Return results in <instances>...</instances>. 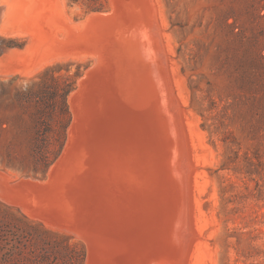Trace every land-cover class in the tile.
Here are the masks:
<instances>
[{
	"label": "rangeland",
	"instance_id": "obj_1",
	"mask_svg": "<svg viewBox=\"0 0 264 264\" xmlns=\"http://www.w3.org/2000/svg\"><path fill=\"white\" fill-rule=\"evenodd\" d=\"M132 71L124 143L145 146L144 165L115 151L118 128L84 135L72 108ZM53 77L77 86L46 171L37 99L20 96ZM151 94L166 105L176 186L144 121L145 109L157 120ZM0 264H264V0H0Z\"/></svg>",
	"mask_w": 264,
	"mask_h": 264
},
{
	"label": "bare ground",
	"instance_id": "obj_2",
	"mask_svg": "<svg viewBox=\"0 0 264 264\" xmlns=\"http://www.w3.org/2000/svg\"><path fill=\"white\" fill-rule=\"evenodd\" d=\"M126 1V0H125ZM131 5V4H130ZM129 8V7H128ZM115 22V21H114ZM107 23V22H106ZM113 24V23H112ZM105 25V24H104ZM110 25V24H109ZM105 26H107V25H105ZM104 27V26H103ZM105 28V27H104ZM107 28V27H106ZM121 28H122V26H121ZM122 30V29H121ZM105 32V31H104ZM88 33V32H87ZM89 35V34H88ZM141 35V34H140ZM142 39V38H141ZM131 41H132V39H131ZM135 41V40H134ZM141 42V41H140ZM132 43H134L133 41H132ZM138 44V43H137ZM121 45H123L122 43H121ZM134 45H136V43H134L132 46H130V47H133ZM96 46V45H95ZM110 46V45H109ZM111 46H113V45H111ZM124 46H126V45H124ZM129 46V45H128ZM147 46V45H146ZM114 47V46H113ZM116 47H120V45L119 46H117L116 45ZM137 47V46H136ZM140 47V46H139ZM142 47H144V46H142ZM124 48V47H123ZM123 48H122V50H123ZM126 48V47H125ZM117 49V48H116ZM127 49V48H126ZM126 49H124L123 51H125ZM144 49V48H143ZM112 50V49H111ZM142 50V49H141ZM94 51V50H93ZM114 51V50H113ZM112 51V52H113ZM130 51H132V54H133V49L131 48V50ZM135 51H137V49L135 48ZM134 51V52H135ZM120 52H121V50H120ZM143 52V51H142ZM107 53H110V52H107ZM131 52H129V54H130ZM137 53H138V51H137ZM148 53V52H147ZM121 54V53H120ZM128 54V55H129ZM131 54V55H132ZM135 54V53H134ZM134 54H133V56H134ZM112 55V54H111ZM115 55H116V53H115ZM127 55V54H126ZM104 56V55H103ZM108 56V55H107ZM109 56H110V54H109ZM132 56V57H133ZM136 56V55H135ZM144 56V55H143ZM149 56V55H148ZM112 56H110V58H111ZM118 57V56H117ZM108 58V57H107ZM112 59V58H111ZM128 59H131V57L130 58H128ZM143 59V58H142ZM114 60V59H113ZM116 60V59H115ZM136 60V59H135ZM146 60V59H145ZM117 61V60H116ZM123 62V61H122ZM128 62V61H127ZM136 62H137V60H136ZM135 63V62H134ZM106 65V64H105ZM126 65V64H125ZM149 65H150V63H149ZM153 65V64H152ZM107 66V65H106ZM138 66V65H137ZM108 68H110V67H108ZM111 68H113L112 66H111ZM128 68V67H127ZM120 69V68H119ZM124 69V68H123ZM142 69V68H141ZM147 69V68H146ZM121 71H123V70H121ZM114 72V71H113ZM124 72V71H123ZM137 72V71H136ZM152 72V71H151ZM107 74V73H106ZM134 74H135V71L133 72L132 71V79H128V78H126V79H128V82H127V80H121L122 82H121V85H119L118 84V86H117V83H116V81H114V82H109V80L110 79H113V78H110V76H109V80H107V82L106 83H112L110 86L108 85V88H107V86H106V88L107 89H103V90H101V86H98V88L99 89H96V90H94V92L95 93H93V90H90V91H88V90H85L84 92H87V93H84V97H85V101H82L81 103H78L77 105L76 104H74V103H72V104H74L73 105V111H74V115H75V121L74 122H76V128H83V130L84 131H86V132H84V135H86L87 137H88V135H89V131H91V133L92 132H101V128H103V132H104V130L107 128L108 130H109V132H111V135H112V133L114 134V132L117 130L116 128H118L119 130L117 131V133H119L118 134V136L120 137V140L121 139H123V140H119L120 142L119 143H115V142H113L112 141V143H114L116 146L114 147V148H116L115 149V151H117L119 154H121V155H123V154H125V155H129L130 156V158H132V157H139V161L137 160L136 162H137V164L139 163V162H142V164L144 165L145 163H147V162H149V160L150 159H145V156L142 154V152H144L143 151V149H145V146H142V143H141V147H143L142 148V150H138V149H140L141 147L140 146H138V144L136 145L135 143H134V145H133V143L132 142H127V143H124V141L126 142V140L125 139H127L126 137H128V136H132V139L131 140H134L133 139V133H135L134 131V127L131 129V124L129 123V119H130V116L131 115H133L132 114V110H130V109H133V108H131V106L133 107L134 105H135V102L136 101H138V100H136L137 98H136V96H137V90H136V86H134V80H135V76H134ZM140 74V73H139ZM142 74V73H141ZM143 74H144V72H143ZM108 75V74H107ZM106 75V76H107ZM150 75V74H149ZM136 76H138V75H136ZM151 76V75H150ZM108 77V76H107ZM106 77V78H107ZM112 77H113V75H112ZM126 77V76H125ZM138 77H141V76H138ZM147 77V76H146ZM153 77V74H152V76L150 77V78H152ZM143 78V77H142ZM145 78V77H144ZM149 78V79H150ZM125 79V78H124ZM138 79H140V78H137V80ZM148 79V80H149ZM152 80V79H151ZM113 81V80H112ZM146 80H144V82H145ZM155 81V80H154ZM143 82V83H144ZM153 82V81H152ZM156 82V81H155ZM159 82V81H158ZM139 83V82H138ZM142 83V82H141ZM142 83V84H143ZM151 83V82H150ZM157 83V82H156ZM146 84V83H145ZM149 84V83H148ZM147 84V85H148ZM152 84V83H151ZM159 84V83H158ZM154 85V84H153ZM160 85V84H159ZM104 87H105V84L103 85ZM121 86V87H120ZM151 86V85H150ZM156 87V86H155ZM138 88V87H137ZM147 88V87H146ZM145 88V89H146ZM150 88V87H149ZM160 88H163V87H160ZM153 89H154V87H153ZM158 89H159V86H158ZM157 89V90H158ZM147 90H148V88H147ZM151 90V89H150ZM163 90V89H162ZM155 91V90H154ZM153 91V92H154ZM90 92V93H89ZM155 92H157V91H155ZM161 92V91H160ZM150 93V92H149ZM162 93V92H161ZM126 94V95H125ZM156 94H158L159 95V90H158V92L156 93ZM152 95V94H151ZM147 96V95H146ZM153 96V95H152ZM138 97V96H137ZM151 97V96H150ZM81 98V100H83ZM160 96L157 98V97H155V96H153L152 98H150V99H153L152 101L153 102H155V107H154V109H155V114H156V119L157 120H152V121H149V119H150V117L148 118V117H146V115H147V113H146V109L145 110H143V111H145V112H143V116L145 117V119L146 120H144V121H147V123H148V125L150 126V129H151V139L153 140V143L155 144V147L158 149H160V147L161 146H163V145H165V149H164V151L163 152H161L160 153V161H161V163H162V167H164L165 169H166V171L165 172H167V174L166 175H164L163 176V182L165 183L164 185H170V183L172 184V185H174V186H176L175 184L176 183H174L173 182V180H172V174L170 173V172H172V168H173V166H172V168H171V159H172V152L174 151V147H173V144H172V142H171V140H170V137H169V122H168V120H167V117L165 116V114L167 115V113H166V105H165V103H164V101L162 102H160ZM166 98V97H165ZM136 100V101H135ZM76 101V100H75ZM79 101V100H78ZM151 101V100H150ZM140 103H141V101H139ZM153 102H151V103H153ZM137 103V102H136ZM137 105L138 104H136V107H137ZM142 105H144V103H143V101H142ZM147 105V102H145V106ZM168 105V104H167ZM121 106V107H120ZM139 106V105H138ZM152 106V105H151ZM150 106V107H151ZM143 107V106H142ZM120 108H122V109H120ZM153 108V107H152ZM151 108V109H152ZM144 109V108H143ZM150 109V110H151ZM130 110V111H129ZM135 110H137L136 108H135ZM138 110H142V108H138ZM153 110V109H152ZM167 110H169L168 108H167ZM132 111V112H131ZM131 112V113H130ZM151 112H153V111H151ZM168 112V111H167ZM134 113V112H133ZM150 113V112H149ZM154 113V112H153ZM173 115V114H172ZM114 116H116V117H114ZM147 116H149V115H147ZM148 118V119H147ZM127 119H128V122H127ZM126 120V124L128 125H123V122ZM155 121L157 122V123H155ZM91 123V125H89ZM156 124H157V126H156ZM87 125H89V126H87ZM119 125V126H118ZM144 125H146V124H143V126ZM140 126V125H139ZM145 127H147V126H145ZM75 128V129H76ZM106 129V130H107ZM144 130H146V129H144ZM77 131V130H76ZM133 131V132H132ZM147 131H148V128H147ZM78 132V131H77ZM122 132V133H121ZM144 132H146V131H144ZM79 134V133H78ZM108 134V133H107ZM106 134V135H107ZM143 134V133H142ZM81 135H82V133H81ZM105 135V134H104ZM110 134H109V136H111ZM86 136H85V138H86ZM100 136V135H99ZM98 136V137H99ZM117 136V137H118ZM80 137H83V136H80ZM147 137V136H146ZM93 138H94V135H93ZM108 138V137H107ZM114 138H115V136H114ZM113 138V139H114ZM109 139V138H108ZM116 139V138H115ZM138 139V138H137ZM97 140H99V139H97ZM107 140V139H106ZM155 140V141H154ZM174 140V139H173ZM73 141V140H72ZM105 141V140H104ZM117 141V140H116ZM96 142V141H95ZM99 142V141H98ZM107 142H109V140H107ZM111 142V141H110ZM138 142V141H137ZM102 143V142H101ZM124 143V144H123ZM97 145V144H96ZM104 145V144H103ZM95 146V145H94ZM108 146H109V144H108ZM160 146V147H159ZM99 147V146H98ZM102 147V146H101ZM152 147V146H151ZM153 147H154V145H153ZM152 147V148H153ZM96 148V152L97 151H99V150H97V147H95ZM109 148H111V147H109ZM162 148V147H161ZM92 149V148H91ZM104 149V148H103ZM102 149V150H103ZM146 149H150V146H147L146 147ZM154 149V148H153ZM162 150V149H161ZM173 150V151H172ZM176 150V149H175ZM105 151H107V150H105ZM111 150L109 149V153L108 154H110L111 152H110ZM113 152L114 154H111L112 156L113 155H115V156H117L116 157V159L115 160H117L118 161V156L119 155H116L115 153L116 152ZM160 151V150H159ZM157 152H158V150H157ZM100 153H101V151H100ZM105 153V152H104ZM97 154V153H96ZM103 154V153H102ZM106 155V153H105V157H109V155ZM143 155L144 156V158H141L140 157V155ZM153 154V153H152ZM159 154V153H158ZM100 155V154H99ZM175 155V154H174ZM64 156V155H63ZM96 156V155H95ZM95 156H94V158H95ZM91 157V156H90ZM89 157V158H90ZM98 157H100V156H98ZM120 158H121V156H119ZM175 157V156H174ZM103 158V157H102ZM106 158V160H107V162H109V165H111V160L113 159L112 157H109V158H112L110 161H108V159ZM118 158V159H117ZM99 159V158H98ZM123 159H124V157H123ZM101 160H105V159H101ZM101 160H99L98 162H101ZM125 160V159H124ZM179 160V159H178ZM113 161V160H112ZM116 161V162H117ZM177 161V160H176ZM115 162V163H116ZM136 162H134V163H136ZM158 163V162H157ZM97 164V163H96ZM99 164V163H98ZM97 164V165H98ZM101 164H103L104 166V168H105V166L107 165V166H109L108 165V163H106V165L103 163V162H101ZM114 164V163H113ZM118 164V163H117ZM116 164V165H117ZM136 164V165H137ZM173 164V163H172ZM100 165V164H99ZM139 165V164H138ZM137 165V166H138ZM174 165V164H173ZM101 166V165H100ZM111 166H115V165H111ZM111 166H109V167H111ZM121 166V165H120ZM103 167H101V168H103ZM117 167H119V166H117ZM159 167V166H158ZM161 167V166H160ZM58 168V167H57ZM93 168H94V170L96 169L95 167H92V170H93ZM108 168V167H107ZM123 168H125V169H127L126 167H124L123 166ZM137 168V167H136ZM139 168V167H138ZM137 168V169H138ZM175 168V167H174ZM129 169H131V168H129ZM133 169V168H132ZM136 169V170H137ZM102 170V169H101ZM105 170H107L106 168H105ZM123 170V169H122ZM144 170V169H143ZM98 171V170H97ZM131 171V170H130ZM92 172V171H91ZM100 172H102V171H100ZM110 172V171H109ZM114 172H115V170H114ZM124 172V171H123ZM129 172V171H128ZM133 172H135L134 171V169H133ZM132 172V174H134ZM137 172V171H136ZM153 172H154V170H153ZM161 172V171H160ZM159 172V173H160ZM94 173H96V172H94ZM102 173H105V172H102ZM102 173H100V174H102ZM107 173V172H106ZM105 173V174H106ZM110 173H112V172H110ZM155 173V172H154ZM159 173H158V175H159ZM170 173V174H169ZM116 174V173H115ZM123 174H125V173H123ZM151 174H153V173H151ZM155 174H157V173H155ZM92 175V174H91ZM106 175H108V173L106 174ZM129 175V174H128ZM135 175V174H134ZM93 176V175H92ZM108 176H110V174L108 175ZM122 176V175H121ZM143 176V175H142ZM149 176V175H148ZM153 176V175H152ZM128 177V176H127ZM136 177H138V176H136ZM76 178V177H75ZM122 178V177H121ZM120 178V179H121ZM124 178V177H123ZM122 180V179H121ZM131 180H133V179H131ZM146 180V179H145ZM67 181V180H66ZM107 181H108V179H107ZM154 181V180H153ZM153 181H151V182H153ZM61 182V181H60ZM120 182V181H119ZM80 183V182H79ZM174 183V184H173ZM119 184V183H118ZM137 185V184H136ZM144 185V184H143ZM149 185V184H148ZM81 186V185H80ZM171 186V185H170ZM169 187V186H168ZM84 188V187H83ZM164 188V187H163ZM167 188V187H166ZM82 189V188H81ZM85 189V188H84ZM137 189V188H136ZM155 189V188H154ZM165 189V188H164ZM171 189V188H170ZM183 190V189H182ZM129 192V191H128ZM134 193V192H133ZM153 193V192H152ZM174 193V192H173ZM172 193V194H173ZM127 194V193H126ZM137 194V193H136ZM163 194H165V193H163ZM171 194V193H170ZM149 195V194H148ZM160 195V194H159ZM166 195V194H165ZM167 196H168V194H167ZM173 196V195H172ZM129 197V196H128ZM132 197V196H131ZM139 197V196H138ZM160 197V196H159ZM163 197H164V195H163ZM169 197V196H168ZM174 197V196H173ZM35 199V198H34ZM50 199V198H49ZM122 199V198H121ZM138 199H140V198H138ZM61 201V200H60ZM134 201V200H133ZM160 201V200H159ZM167 201V200H166ZM175 201V200H174ZM48 202V201H47ZM53 202V201H52ZM164 202H165V200H164ZM177 202V201H176ZM175 202V203H176ZM75 203V202H74ZM159 203H161V202H159ZM178 203V202H177ZM36 204V203H35ZM136 204V203H135ZM148 204V203H147ZM151 204V203H150ZM163 204V203H162ZM166 204V203H165ZM137 205V204H136ZM140 205H141V203H140ZM178 205V204H177ZM176 205V206H177ZM145 206V205H144ZM152 206V205H151ZM137 207V206H136ZM178 207V206H177ZM63 208V207H62ZM151 208V207H150ZM35 209V208H34ZM137 209H139V211H140V207L139 208H137ZM142 209V208H141ZM153 209V208H152ZM151 209V210H152ZM156 209V208H155ZM168 209V208H167ZM166 209V210H167ZM169 209H171L170 208V206H169ZM133 210H135V208L133 209ZM161 210V209H160ZM142 211V210H141ZM147 211V210H146ZM154 211V210H153ZM156 211V210H155ZM154 211V212H155ZM37 212V211H36ZM139 213H141V212H139ZM137 214H138V212H137ZM167 214H165V216H166ZM146 216V215H145ZM161 216H162V214H161ZM174 216V215H173ZM172 216V217H173ZM138 217V216H137ZM136 217V218H137ZM149 217V216H148ZM150 218V217H149ZM165 219V221H167L165 224H162V225H164L162 228L163 229H165V231L168 233V231L170 232L171 231V229H172V225H173V223H172V219L170 220L169 218H167V217H165L164 218ZM150 220H153V219H150ZM160 220V219H159ZM136 221H137V219H136ZM135 221V222H136ZM106 222V221H105ZM154 222V221H153ZM161 222V221H160ZM162 223V222H161ZM164 223V222H163ZM99 224V223H98ZM149 224V223H148ZM155 223H153V225H154ZM150 225H152V224H150ZM104 226V225H103ZM106 226V225H105ZM150 227V226H149ZM145 228H147V226L145 227ZM152 229V228H151ZM75 230V229H74ZM144 230V229H143ZM147 230H148V228H147ZM151 231V230H150ZM95 232V231H94ZM137 233V232H136ZM135 233V234H136ZM140 233H141V231H140ZM167 233H166V235H167ZM120 234V233H119ZM144 234V233H143ZM169 234H171V233H169ZM143 236V235H142ZM137 237V236H136ZM141 237V236H140ZM168 239V238H167ZM166 239V240H167ZM129 240V239H128ZM169 240V239H168ZM138 243H140L139 241H138ZM123 244V243H122ZM138 245V244H137ZM136 245V246H137ZM139 247V246H138ZM143 247H145V246H143ZM129 248V247H128ZM137 248V247H136ZM151 248V247H150ZM129 250V249H128ZM116 251V250H115ZM121 251V250H120ZM118 252V251H117ZM118 253H120V252H118ZM121 255L122 256H125V255H123L122 254V251H121ZM121 256V257H122ZM123 259V258H122ZM124 260V259H123ZM122 262V261H121Z\"/></svg>",
	"mask_w": 264,
	"mask_h": 264
},
{
	"label": "trees",
	"instance_id": "obj_3",
	"mask_svg": "<svg viewBox=\"0 0 264 264\" xmlns=\"http://www.w3.org/2000/svg\"><path fill=\"white\" fill-rule=\"evenodd\" d=\"M50 70L47 71L49 73ZM77 77H79L77 75ZM77 81L62 82L61 78H52L43 85L41 92L34 94L28 90L20 97L26 102L36 98L37 117L40 128L35 144V159L47 171L60 157L67 140V129L71 123L68 97L76 89ZM83 258L85 252L82 250Z\"/></svg>",
	"mask_w": 264,
	"mask_h": 264
}]
</instances>
